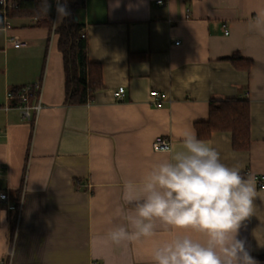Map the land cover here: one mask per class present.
I'll return each instance as SVG.
<instances>
[{
    "label": "crops",
    "instance_id": "obj_1",
    "mask_svg": "<svg viewBox=\"0 0 264 264\" xmlns=\"http://www.w3.org/2000/svg\"><path fill=\"white\" fill-rule=\"evenodd\" d=\"M156 2L80 0L88 57L101 66L104 85L84 104L67 103L56 26L15 17L0 27V101L8 89L39 81L43 105L32 121L0 109V189L23 200L15 218L0 199V264H150L153 239L106 246L96 237L123 222L122 182L164 157L155 138L173 146L184 131L197 134L212 97L249 101L251 148L235 150L226 131L200 139L245 177L264 175V30L255 27L264 0ZM12 37L28 45L16 48ZM234 53L251 68H237L228 59ZM122 85L127 98L119 101ZM153 90L166 94L161 106ZM255 185L240 238L264 264V189Z\"/></svg>",
    "mask_w": 264,
    "mask_h": 264
},
{
    "label": "clouds",
    "instance_id": "obj_2",
    "mask_svg": "<svg viewBox=\"0 0 264 264\" xmlns=\"http://www.w3.org/2000/svg\"><path fill=\"white\" fill-rule=\"evenodd\" d=\"M55 2L53 24L59 27L71 13L67 0ZM51 7L41 0L43 14ZM255 27L264 30V11ZM256 196L254 178L222 162L210 142L186 130L140 178L122 182L118 214L123 222L96 240L107 246L153 239L150 264H258L240 238ZM161 232L171 235L155 239Z\"/></svg>",
    "mask_w": 264,
    "mask_h": 264
},
{
    "label": "trees",
    "instance_id": "obj_3",
    "mask_svg": "<svg viewBox=\"0 0 264 264\" xmlns=\"http://www.w3.org/2000/svg\"><path fill=\"white\" fill-rule=\"evenodd\" d=\"M64 3V0H60ZM48 15L40 11L41 0H18V6L9 12L10 18L34 17L39 26L53 29L56 17V2ZM71 15L54 28L58 37V47L63 54L66 75V95L68 104H84L92 95L103 88L102 68L89 60L88 39L83 36V24L76 20V10L80 7L77 0H67ZM4 18L0 15V27ZM237 68L249 70L253 61L244 58L240 53H234L228 58ZM197 136L208 139L213 132L226 131L232 135V145L235 150L251 148V113L247 99L238 97H212L209 103V118L207 121L195 124ZM15 218L17 212H15Z\"/></svg>",
    "mask_w": 264,
    "mask_h": 264
},
{
    "label": "built area",
    "instance_id": "obj_4",
    "mask_svg": "<svg viewBox=\"0 0 264 264\" xmlns=\"http://www.w3.org/2000/svg\"><path fill=\"white\" fill-rule=\"evenodd\" d=\"M162 2L163 0H157L156 3ZM17 6L18 0H0V15H2L4 18V25L2 28H7L10 26L9 12ZM85 35L86 32L84 31L83 36ZM10 40L13 42V45L16 48L25 47L28 45L27 42L22 41L17 37H12ZM176 44H179V42H176ZM152 95L156 98L155 103L157 106H161L162 100L166 98V94L156 90L152 91ZM114 96L119 101L126 99V86H119L114 91ZM42 107V83L39 81L23 85L16 89H8L5 92L3 101H0V109L8 111L10 109L16 108L20 110L23 117L29 121L34 120L37 114H39V112L41 111ZM171 146L172 142L167 137H157L153 142V147L155 150L165 151L166 148H170ZM255 181L260 189H264V175L256 176ZM0 199L2 200V202H4L8 210L17 212L18 215L21 213L23 209V200H13L8 190L0 189Z\"/></svg>",
    "mask_w": 264,
    "mask_h": 264
},
{
    "label": "rangeland",
    "instance_id": "obj_5",
    "mask_svg": "<svg viewBox=\"0 0 264 264\" xmlns=\"http://www.w3.org/2000/svg\"><path fill=\"white\" fill-rule=\"evenodd\" d=\"M77 2H80V0H77ZM77 16V15H76ZM14 24H16V23H14Z\"/></svg>",
    "mask_w": 264,
    "mask_h": 264
},
{
    "label": "water",
    "instance_id": "obj_6",
    "mask_svg": "<svg viewBox=\"0 0 264 264\" xmlns=\"http://www.w3.org/2000/svg\"><path fill=\"white\" fill-rule=\"evenodd\" d=\"M76 20H78V16H76Z\"/></svg>",
    "mask_w": 264,
    "mask_h": 264
}]
</instances>
